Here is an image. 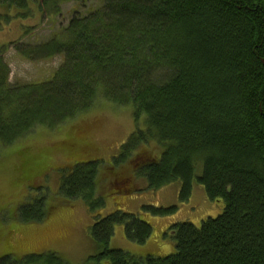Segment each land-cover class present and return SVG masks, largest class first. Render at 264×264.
I'll list each match as a JSON object with an SVG mask.
<instances>
[{"label": "trees", "instance_id": "16d2710c", "mask_svg": "<svg viewBox=\"0 0 264 264\" xmlns=\"http://www.w3.org/2000/svg\"><path fill=\"white\" fill-rule=\"evenodd\" d=\"M67 1L85 0H0V6L16 10L5 15L10 20L34 14V5L44 14ZM100 1L86 15L76 13L48 41L17 45L33 61L64 56L46 81L12 85L8 46L0 47V141L12 145L37 128L60 127L100 97L131 105L146 128L131 134L106 173H115L133 150L154 140L163 152L153 160L134 156L135 177H144L151 189L181 181L182 201L192 194L196 177L224 208L200 225L170 226L174 251L145 258L109 248L118 223L131 241L144 243L152 233L140 216L134 224L128 220L134 215L116 211L92 227L101 251L84 264H264V0ZM200 163L203 172L196 176ZM70 169L61 193L93 200L100 188L96 162ZM126 187L121 184L122 191ZM28 205L18 210L20 220H45L43 205L40 216L23 217ZM0 264L69 263L52 252L8 254Z\"/></svg>", "mask_w": 264, "mask_h": 264}, {"label": "rangeland", "instance_id": "374dc122", "mask_svg": "<svg viewBox=\"0 0 264 264\" xmlns=\"http://www.w3.org/2000/svg\"><path fill=\"white\" fill-rule=\"evenodd\" d=\"M101 4L100 0L67 1L58 10L44 14L34 5V14L10 20L5 15L16 10L0 6V47L8 46L5 55L11 67V84L46 81L64 61L63 55L30 60L17 51V45L23 48L46 42L67 26L76 13L86 15ZM138 128L144 130L146 125L143 118L137 123L131 105L119 106L100 97L93 107L60 127L37 128L12 145L0 141V258L8 254L21 257L55 252L69 264H84L101 251L92 236V227L119 210L134 215L128 219L134 224L138 218L135 215L140 216L152 225V233L144 243L131 241L126 236L125 224L118 223L109 248L122 249L140 258L163 255L175 249V231L170 226L184 221L200 225L203 219L218 216L224 204L211 200L196 177L192 194L182 201L181 181L151 189L144 177L134 176L139 162L134 156L153 160L163 152L154 140L133 150L129 162L120 165L115 173H106L113 166V157L123 152L124 143ZM90 161L98 167L97 195L91 201L64 196L61 186L70 167ZM202 172L200 163L195 174ZM115 183L125 184L126 192ZM26 203L29 205L22 210L23 217L40 216L43 205L45 220H20L18 210ZM174 206L176 210L163 215L155 211Z\"/></svg>", "mask_w": 264, "mask_h": 264}, {"label": "flooded vegetation", "instance_id": "af4514ba", "mask_svg": "<svg viewBox=\"0 0 264 264\" xmlns=\"http://www.w3.org/2000/svg\"><path fill=\"white\" fill-rule=\"evenodd\" d=\"M118 185L121 187V184L120 183H118Z\"/></svg>", "mask_w": 264, "mask_h": 264}]
</instances>
